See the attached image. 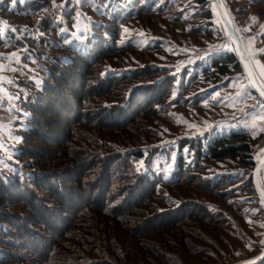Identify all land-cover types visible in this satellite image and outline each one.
Wrapping results in <instances>:
<instances>
[{
    "label": "trees",
    "instance_id": "obj_1",
    "mask_svg": "<svg viewBox=\"0 0 264 264\" xmlns=\"http://www.w3.org/2000/svg\"><path fill=\"white\" fill-rule=\"evenodd\" d=\"M212 1L29 0L15 9L6 1L2 13L26 23L19 37L8 33L7 48L25 49L37 81L18 80L19 99L0 114L28 113L20 171L0 174V264H194L197 252L212 251L207 226L221 227L224 242L227 234L244 240L237 218L250 232L264 229L252 177L261 134L206 132L162 144L157 118L172 125L173 104H200L198 93L186 94L199 89L202 61L177 72L173 62L185 58L166 51L169 33L199 47L221 38ZM228 1L239 16L264 2ZM81 9L100 21L76 35ZM126 26L142 28V41L125 38ZM200 58L210 59L201 70L215 80L243 69L234 50ZM118 240L133 242L122 249Z\"/></svg>",
    "mask_w": 264,
    "mask_h": 264
},
{
    "label": "rangeland",
    "instance_id": "obj_2",
    "mask_svg": "<svg viewBox=\"0 0 264 264\" xmlns=\"http://www.w3.org/2000/svg\"><path fill=\"white\" fill-rule=\"evenodd\" d=\"M6 1L7 0H4L3 3H0V33H2V35L0 36L5 41V43L0 45V65L5 66L3 70H0V79L5 81L0 84V88L3 89L0 90V114L6 112L5 110L7 109L5 108V106L7 105V102L12 104V106L14 107L15 102H17V100L19 99H9V97H18L17 93L20 90L17 82L18 80L27 77L34 78L37 81V78H35V73L37 72V70L36 66L34 65L35 62H33V58H28L27 61L23 59L25 49L16 47L7 48L6 38L9 39L8 33H14V35L17 36V34L20 33V30L26 29V23L25 19L23 21H13L12 13H10L9 10L2 13V9L5 6ZM222 1L225 10L230 18L232 28L236 31L238 37L239 35H242V37L245 38V40L247 41L245 43L246 47L249 41L247 37L249 36V38H254L251 39V49L256 51L254 59L256 61H259L261 64H264V55L261 54L264 52L259 51L264 50V34H262V31H264V29H262V26H264V2H261L256 6H248L249 9L245 11H239V16L237 12L233 10V5H230V2L228 0ZM212 2V9L214 13L213 27L216 28V30L219 32L220 35L218 36H221V38L210 40L206 46L199 47L196 45L197 43L195 42L193 37L184 36L181 38V43H177L176 41L178 40L179 42V37L169 33V36L171 37H169L168 39L174 42L171 45L166 44V51L176 56V59L178 58V55H181L180 57L185 58L184 60L179 58L177 61L173 62L178 69L177 72H180L183 67H189L190 69L194 68V63L199 60H201L204 64H209L210 59L205 60L200 58L206 57L207 51L212 54H219L228 51H214V48L227 45L235 51L236 45L234 41L230 39V30L226 26L225 20L218 7L217 0H213ZM15 5L16 3L13 4L12 0H10L8 4L9 8L15 9ZM92 17L86 9H81V13L76 19V35L81 32H90V21H92L93 19H95V21H100V19ZM136 24L139 25V23ZM153 25H155L156 29L160 28V26L157 27L155 21ZM245 28L249 29V31H244ZM256 29L259 31H254ZM253 31L259 32L257 33V36L253 35ZM124 32L126 33L125 38L133 37L134 41L136 42L142 41V38H144L145 34V31L142 28L129 26L124 27ZM166 33L167 31L164 34ZM137 36H139L140 38L138 39ZM173 38L176 40H174ZM120 41L124 40L121 39ZM13 53H16V55L19 57L21 65L27 66L23 68L22 71L10 70L11 68L20 67V65L15 63L14 59H6ZM236 53L241 61L239 53L237 51ZM250 59L252 58L250 57ZM105 61L108 64L107 66L109 67L110 60L107 59ZM202 63L195 71L200 76L197 82L199 89L190 91L186 94V96H194L198 93L200 104L189 107H176L175 104H173L172 112L174 114H172L171 110H169V113L175 116V121L172 125H169L167 121H164L161 118H157L160 123L162 122V124L160 125V131L164 134L162 144L166 147H176V141H174V138L196 137L198 135H203L206 132H210L211 135H213L221 133L224 134L230 130L246 131L252 137H256L259 134H261L262 136L259 142L254 146L253 155L256 163H258L260 158L264 155V120H261L259 118L253 119V117L250 118V116L248 118L249 120H246L241 114H243V109L245 111L246 109H248L247 112L253 111L252 106L258 104L261 100V97L258 95L255 88L251 87L248 88V92L251 95H246L243 98V102L237 101L234 103L232 99H229L230 96L235 97L237 88L233 85L237 83V78H240V86H245L248 84V80L245 79L247 75L245 68L243 67V69L239 71L232 69L229 74L223 76L218 80H215V78L210 75V69H208L210 72L207 73L201 70ZM29 71L32 73H30ZM7 81H11V83H7ZM176 95L177 93L175 92L174 96L176 97ZM242 105L243 107H241ZM255 111L259 112V109H256ZM27 116L28 113L20 111L17 112V115L14 114L10 120H0V174H10L11 172L14 174L20 171V163L17 158V147L21 140V131L26 128L24 118H26ZM246 121L249 122L246 123ZM171 133H175V135H172ZM183 154L186 156L185 151H183ZM165 168H168V165H166ZM254 172L255 168L253 169V175ZM258 179L259 184L264 190V163L259 169ZM261 197L264 203V198L262 195ZM219 203L220 202H218V204ZM237 220L240 222L242 233L245 234L244 240L239 239L234 235L227 234L228 242H224L220 239V237H218V232L222 233L223 231L221 227L207 226L210 240L208 241V247L212 251L209 252L208 250H201L197 252L195 254L196 262L194 264H241L252 261L254 259L253 256L257 252H255V247L259 248L263 246L264 248V229L260 233H257L255 228H253L252 232H250V227L247 226L245 228L239 218H237ZM119 242L120 246L123 249L127 245L131 246V242H133V240H131L129 243L121 242V240ZM159 246L163 252L170 253V250L174 251L173 248L164 246V244H160ZM183 264H189V262L184 260Z\"/></svg>",
    "mask_w": 264,
    "mask_h": 264
},
{
    "label": "snow or ice",
    "instance_id": "obj_3",
    "mask_svg": "<svg viewBox=\"0 0 264 264\" xmlns=\"http://www.w3.org/2000/svg\"><path fill=\"white\" fill-rule=\"evenodd\" d=\"M4 0H0V3H3ZM69 2V0H65V3ZM81 0H77V3L79 4ZM12 3H27V0H12ZM255 19V18H253ZM262 29H264V26H262ZM63 31V30H61ZM244 31H249V29L245 28ZM262 34H264V31H262ZM2 35V33H0ZM230 39L234 41L237 44V47L235 51H237L241 55V59L245 66L246 71V77L245 79L248 80V84L245 86H240V78H237V83L233 85L237 88V91L235 93V97L230 96L229 99H232L235 102H243V98L246 95H251L248 92V88L255 87L256 91L259 93V96L262 98L258 104L253 105V111L255 115L253 116V119L259 118L261 120H264V64H261L259 61H256L254 59L256 55V51L251 49V39L249 38V41L247 43V47H245V41L237 38L236 36H231ZM214 51H222V50H228L232 51L233 49L228 47L227 45L220 46L218 48H214ZM261 52H264V50H259ZM250 57L252 59H250ZM8 60H15V63L20 65V67L11 68V71H22L23 68L27 67L26 65H21L19 57L16 55V53L11 54L10 57H7ZM4 65H0V70L4 69ZM3 81L0 79V84H2ZM7 83H11V81H7ZM0 90H3L0 88ZM18 99L19 97H9V99ZM175 98V96H173ZM259 109V112H256L255 110ZM262 196H264V193H262Z\"/></svg>",
    "mask_w": 264,
    "mask_h": 264
},
{
    "label": "water",
    "instance_id": "obj_4",
    "mask_svg": "<svg viewBox=\"0 0 264 264\" xmlns=\"http://www.w3.org/2000/svg\"><path fill=\"white\" fill-rule=\"evenodd\" d=\"M217 4H218V7H219V9H220V11L222 13V16H223L224 20H225L226 26L230 30L231 36H236L237 38H239L238 35H237V33H236V31L232 28V25L230 23V18H229L228 14H227V12L225 10L223 1L222 0H217ZM235 45L237 47V44L236 43H235ZM240 58H241V55H240ZM241 62H242L243 67L245 68L242 59H241ZM255 90H256V88H255ZM263 163H264V155L260 158L259 162L257 163V165L255 167V172H254V175H253V183H254L255 187L258 189V191L261 193V195H262V193H264V190L261 187V185L259 184L258 172H259V169H260V167H261V165ZM263 198H264V196H263ZM263 256H264V250H263V252L258 257H255L252 261H248V262L241 263V264H251L253 262H256V261L260 260Z\"/></svg>",
    "mask_w": 264,
    "mask_h": 264
},
{
    "label": "crops",
    "instance_id": "obj_5",
    "mask_svg": "<svg viewBox=\"0 0 264 264\" xmlns=\"http://www.w3.org/2000/svg\"><path fill=\"white\" fill-rule=\"evenodd\" d=\"M255 31H259V30H255ZM257 33H259V32H254L253 33V35H255V36H257ZM239 38L241 39V40H244L245 42H247L246 40H245V38L244 37H242V35H239ZM247 39H249V36L247 37ZM246 47V46H245ZM226 52V51H225ZM261 54H263L264 55V53H261ZM259 95V94H258ZM262 99V98H261ZM241 107H243V105L241 106ZM241 107H239V108H241ZM247 110L248 109H246V111L243 109V114H241L246 120H249L248 118H249V116H250V118L251 117H253L254 115H255V113H254V111H250V112H247ZM257 112V111H256ZM240 115V114H239ZM240 115V116H241ZM247 122H249V121H246V123Z\"/></svg>",
    "mask_w": 264,
    "mask_h": 264
}]
</instances>
